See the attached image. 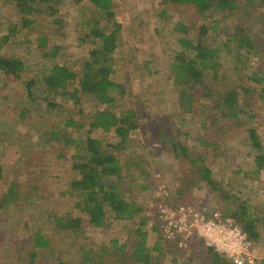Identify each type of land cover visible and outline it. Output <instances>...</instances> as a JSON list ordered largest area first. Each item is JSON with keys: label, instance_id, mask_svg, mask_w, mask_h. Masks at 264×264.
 <instances>
[{"label": "rangeland", "instance_id": "374dc122", "mask_svg": "<svg viewBox=\"0 0 264 264\" xmlns=\"http://www.w3.org/2000/svg\"><path fill=\"white\" fill-rule=\"evenodd\" d=\"M55 8L56 12L35 15L34 22L24 27L13 4L0 0V40L10 35L0 42V55L17 57L25 66L19 79L0 71V264H145L133 256L137 229L146 234L149 264H212L207 251L211 247L193 230L186 234L173 225L175 237L164 235L163 207H183L231 226L236 221L244 225V220L233 217L244 207L255 220L257 236L250 251L254 264H260L264 260V168L255 163L258 152L250 145L246 127L256 130L264 158V80L250 79L258 69L264 76V56L244 52L248 68L235 75L225 64L234 83L246 89L239 90L237 102L253 113L245 118L246 124L222 116L200 89L194 91L192 111L183 114L175 105V93L168 91L167 78L168 64L181 48L177 39L195 37L202 26L209 27V36L204 37L209 46L228 41V48H234L241 33L261 44L264 2L237 0L231 11L211 7L200 13L193 5L167 0H112L113 21L120 29L110 77L123 83L126 92L111 106L117 114L133 109L139 124L126 142L118 144L112 130L92 129L90 135L116 156L122 195L142 210L133 220H117L107 212L102 227L89 224L87 215L74 206L77 196L69 184L78 176L72 169L76 156L74 144L66 139L86 136L92 113L106 106L89 95H80L76 102L70 86L48 90L42 80L53 64L79 72L92 56L87 32L102 17L89 0H59ZM180 24L186 26L185 33ZM12 28L15 32L10 33ZM42 36L45 49L37 46ZM52 46L59 48L57 52L44 56ZM226 54L221 57L230 63ZM28 79L35 80L32 97L24 86ZM69 119L82 126L68 124ZM172 141L186 147L193 158L201 157L219 189L212 190L202 179L200 163L175 155ZM108 181L113 182L114 176ZM50 215H79L81 230L58 229ZM34 231L44 234L48 247L33 248Z\"/></svg>", "mask_w": 264, "mask_h": 264}, {"label": "trees", "instance_id": "16d2710c", "mask_svg": "<svg viewBox=\"0 0 264 264\" xmlns=\"http://www.w3.org/2000/svg\"><path fill=\"white\" fill-rule=\"evenodd\" d=\"M11 4L18 14V18L24 27H28L34 22V16L40 13L56 12L55 6L59 0H5ZM95 7V11L102 17L95 19V24L87 32V37H91L93 44L90 50L91 58L83 62L79 72H75L64 65L53 64L48 73L42 77L43 82L48 90H58L62 87L70 86L69 94L74 101L80 100V95H89L96 100L99 105H105V108H99L91 115L88 124L86 136H78L76 139L67 138V142L74 144V155L72 169H75L78 176L70 182V188L77 196L74 206L78 211L87 215L88 223L94 227H102L106 222V213L111 212L114 219L133 220L142 210L132 200L123 197L120 189V170L121 166L108 147H103L100 140L92 137V129H101L104 131L112 130L118 137L119 142H126L129 133L138 129V120L135 111L131 108L123 110L117 114L112 110V106L117 102V96H122L126 92L123 83L113 80L110 75L113 72L112 53L118 47L120 24L116 25L113 21V11L111 9L112 0H89ZM172 4H190L193 5L197 12L203 13L209 8H216L220 11L233 10L237 0H167ZM264 2V0H261ZM44 8L45 10H42ZM162 13V12H161ZM160 13V14H161ZM107 22L112 23L110 27ZM202 30L194 37L183 35L178 38V44L181 47L176 52L172 61L168 64L169 75L167 78L168 91H172L176 96V107L184 114L192 111L193 101L195 100V90L200 89L204 92L210 102L215 103L222 116L233 118L236 122L246 124L245 118H252L253 113L242 110L238 105L240 91L246 90L244 87L234 83L232 77L228 74L231 66L232 74L242 73L243 69L248 68L247 60L244 59L245 53H255L264 56V41L261 44L253 43L247 35L240 34L238 42L234 48L230 47L228 41L222 42L220 46H209L204 40L209 36V27L202 26ZM182 33L186 32V26L180 24ZM15 32V28L10 29V33ZM10 35L2 36L0 42L5 43ZM230 40L229 38H227ZM226 39V40H227ZM45 37L40 38L37 46L44 48L46 45ZM248 45L250 48H239ZM262 48H259V47ZM45 49V48H44ZM57 46H52L44 56H53ZM227 53V54H226ZM228 55L230 63L223 60L224 55ZM222 56V57H221ZM228 65L229 67L225 66ZM24 63L17 58L6 55H0V71L6 75L15 78L22 77ZM230 77V78H229ZM252 81H263L264 76L261 69L251 73ZM211 82L207 84L206 82ZM224 83L223 89L220 87ZM214 83L213 85H211ZM234 83V85L232 84ZM35 85L34 79L24 81L26 94L28 97L33 96ZM240 88V89H239ZM244 88V89H243ZM264 90V87L262 88ZM245 114V115H244ZM67 121V120H66ZM68 124L81 127L82 124H75L73 120H68ZM159 133L162 128L156 125ZM247 137L250 145L258 152L255 156L257 167L264 168L263 154L260 153V141L257 137L256 130L251 126L246 127ZM56 132V131H55ZM52 132L54 135L58 132ZM172 149L178 157L188 158L192 163H200V174L202 179L212 188L219 189L211 177V170L203 164L200 156L193 158L186 147L179 142L172 141ZM76 159V161H75ZM114 176V181H108ZM3 177V169L0 166V180ZM13 190V187L10 188ZM11 194V192H9ZM234 218L244 220L241 226L243 231L252 241L256 238L255 220L249 218L244 207L241 211H236ZM52 223L61 230L72 233L79 232L82 227L81 216H59L50 215ZM246 217V219H245ZM236 221V220H235ZM143 221H141V224ZM236 224L239 223L236 221ZM140 228V227H139ZM138 239L135 241L133 256L138 261L149 264V252L145 245V232L140 233L136 230ZM33 248L48 247L49 241L40 231H34L31 234ZM208 253L212 257V264H233L225 258L220 252L208 248ZM60 261L57 264H63ZM260 264H264V260Z\"/></svg>", "mask_w": 264, "mask_h": 264}, {"label": "built area", "instance_id": "2783aa9c", "mask_svg": "<svg viewBox=\"0 0 264 264\" xmlns=\"http://www.w3.org/2000/svg\"><path fill=\"white\" fill-rule=\"evenodd\" d=\"M161 213L165 219L161 230L167 238L175 237L173 225L186 234L193 230L203 237L207 246L220 252L233 264H254V254L250 251L251 240L239 225L231 226L228 222H220L216 218L183 207L176 209L163 207ZM186 217L188 221L190 220L189 223H186Z\"/></svg>", "mask_w": 264, "mask_h": 264}]
</instances>
